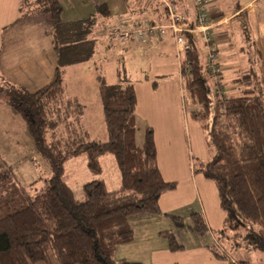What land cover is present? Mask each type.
<instances>
[{
  "label": "trees",
  "instance_id": "1",
  "mask_svg": "<svg viewBox=\"0 0 264 264\" xmlns=\"http://www.w3.org/2000/svg\"><path fill=\"white\" fill-rule=\"evenodd\" d=\"M21 1L26 11L30 1ZM150 2L162 7L155 0ZM33 11L48 13L52 21L57 59L54 77L36 92L4 82L0 96L25 119L52 175L43 187L30 192L19 183L12 166L0 169V264L50 263L52 255L57 264H142L116 261V248L134 238L129 217L161 214L160 197L176 188V182L162 176L151 128L142 146L137 144L134 84H108L100 78L107 141L72 144L55 132L49 136L57 119L51 120L48 110L62 114L59 103L64 93L63 69L92 56L96 43L90 33L95 19L65 21L59 0H36ZM214 52L218 59L219 51ZM183 58L182 78H186L189 95L199 105L192 115L207 128L214 150L212 159L201 170L217 184L228 228H244L248 246L264 252V79L252 60L249 68L233 80L240 87L238 94L219 95L220 80L215 83L218 91L212 94L208 83L212 75L208 62L206 71L202 64L197 39H190ZM83 153L95 178L83 185L84 198L78 199L63 179L64 163ZM107 153L116 157L121 171V187L114 191L97 178L102 173L100 157ZM169 216L177 227L181 225L183 217ZM191 218L197 232L204 234L207 225L202 213L193 212ZM162 235L168 238L171 250L183 247L172 232Z\"/></svg>",
  "mask_w": 264,
  "mask_h": 264
},
{
  "label": "rangeland",
  "instance_id": "2",
  "mask_svg": "<svg viewBox=\"0 0 264 264\" xmlns=\"http://www.w3.org/2000/svg\"><path fill=\"white\" fill-rule=\"evenodd\" d=\"M29 1L26 11L22 7L19 10L15 8L9 14H5L6 18L4 17V21H2L0 16V54L7 37L23 38L25 44H37L39 47L43 45L42 47L48 48V43L52 38L51 27H53L50 16L48 13L34 12L36 0ZM208 1L207 10L209 17L211 13L209 6H214L213 3L218 6V14L220 16L226 14L231 17L234 14L230 18V23L223 25L226 31L224 35L226 40L224 42H229L227 49L232 52L239 45L236 35L241 28L247 34L253 33L252 24L245 23L249 10L243 8V11H246L242 12L241 5L243 0ZM59 2L64 9L65 16H62L63 18L84 19L94 17L95 21L92 25L90 37L96 43L90 59L81 62L80 65H68L63 71L65 88H67L69 93L77 95L80 101L85 102V111L90 114L89 124H86L87 121L85 119V125L90 132V137L78 125L81 119L79 117L80 109L75 107L74 110H70L75 118H71V123L66 119L65 124L61 127L62 139L72 144L87 143L90 138L91 140L96 139L97 142L107 141L109 135L99 95L100 78L109 84L120 83L126 85L128 82H138L136 87L138 101L136 141L140 143L145 138L147 130L151 128L154 132V137H158L159 143L163 145L164 141L167 140V133L171 140L169 147H164L159 152L160 164L165 177H177L176 179L179 181L176 182V188L171 189L172 193H169L167 197L169 205H173L171 213L163 210L161 214L150 215L164 217V230L172 232L175 240L180 245H183L181 249L173 251L169 247L168 238L163 236L169 250L174 253L173 256L179 259V264H228L231 257L235 259L244 257L250 259L251 264H257L259 257L264 256V252H259L248 246L246 239H244L246 234L244 228H239L238 230L228 228L225 220V211L220 205L217 184L213 179L206 177L201 170L203 165L205 166L212 159L214 150L209 141L207 128L192 115L193 111L199 108V105L189 95L186 87V78H182L181 68H179L181 62L179 61L177 50L174 51L176 46L171 45V56H169L168 50L144 49L142 45H136L137 43L135 44L133 41L122 40L114 33V30L121 26L120 24H135L151 19L147 12L136 7L133 0H59ZM236 10H239V13L241 11L242 14L236 16L239 14L236 13ZM2 11L3 8L0 10V14ZM218 14L211 16L212 19H215ZM38 15L39 17H37ZM13 21H15L14 24ZM168 34L171 39L174 38L170 30L162 37ZM214 36L216 38V31H214ZM221 42H223L221 39L216 41L217 44ZM198 47L201 53V61L206 71L208 49L199 39ZM213 49H216V46L213 45ZM218 55L221 60H217L220 68H222L223 57L238 56L237 54L225 55L221 47ZM228 62L226 61V63ZM229 63L225 65L231 68L232 64L231 62ZM259 66H261L259 68L261 69L260 72L264 74L263 58L259 61ZM143 71H146L145 74L148 76L139 78L140 81L133 82L129 79V77L134 79L137 73L142 72L141 74H143ZM218 80H221L220 75L208 76L212 94L218 91L214 84ZM218 87L220 88L218 93L222 95L224 86L218 84ZM29 92L34 91L30 90ZM170 98L173 101L171 103L168 101ZM176 99L179 101L182 113L186 114V116L182 115V120L178 116ZM166 104H168V111L166 109L164 114L162 110ZM6 107L8 108L9 106L6 105ZM65 107L59 110L61 111L59 113H62L61 118H64L67 114V110H63ZM19 118L21 126H19L18 131H15L16 134L13 139L9 135L10 140L0 142V164L2 161H7L13 165L22 185L28 186L29 183L34 181L31 180L32 177H36L39 174L44 175L45 168L42 166L47 163H44L46 161L43 156L37 152L34 142L27 132L25 120L22 117ZM180 120L182 127L189 126L191 130V148H186L185 142L183 144L180 140L182 134ZM3 127L6 131L9 126L4 124ZM11 143L15 144V152L7 150ZM38 156L41 159H38ZM73 159H69L65 164L68 166L65 177L72 183L75 196L78 199H82L84 198V184L82 185L80 182V176L87 170L88 172L86 171L85 174H87L90 181L93 177L86 167L87 159L84 153L77 156L74 159L75 161ZM100 165L102 173L99 176H103L106 179L108 190L120 188L121 181L120 184L118 182L114 184V181H117L118 174H121L116 157L111 153H107L100 158ZM187 169L189 173L194 170L195 180L187 174ZM188 182L192 184L188 186ZM29 191L33 192L32 189ZM165 192H170V190ZM202 206H204L206 212L202 209ZM193 212H201L204 216L207 230L202 235L197 232L195 223L191 218ZM140 214L131 215L129 221ZM168 214L183 217L181 225L177 227L172 217ZM153 256L155 260L157 257H161L163 259L162 262H165L163 253H155ZM36 264H57V261L52 255L51 263L39 262ZM152 264L159 263L152 262Z\"/></svg>",
  "mask_w": 264,
  "mask_h": 264
},
{
  "label": "crops",
  "instance_id": "3",
  "mask_svg": "<svg viewBox=\"0 0 264 264\" xmlns=\"http://www.w3.org/2000/svg\"><path fill=\"white\" fill-rule=\"evenodd\" d=\"M133 2L135 3L137 8H140L141 10L147 12L149 17L151 18L148 21H153V22L160 21V17L163 11L162 7L157 8L156 3L150 2L149 0H133ZM21 4H22L21 0H0V7H1L0 10H2L3 8V11L0 14L2 21H4V19L6 18L5 14L7 13L9 14V12L14 11L15 8L18 10L21 9ZM213 4L214 6L212 5L209 6V8L211 9L210 19L211 21L218 23V25L215 28L216 38L214 41V46H216V49L218 51H219V48L221 47V49L224 50L225 55H236V54L238 55L237 57H227V58L223 57L222 59L221 72L223 74L220 80L221 86H224V92H222V94L223 93H229L231 95L238 94L240 87L237 84H234L233 80L237 76H239V73L241 70L249 68V65L251 64L252 60H253V63H252L253 66L255 67L257 72H259L260 75H262L264 79V74L261 73L260 72L261 69H259L261 68V66H259V61L261 60V58L264 59V0H243V4L241 5L242 6L241 10L242 12L246 11V10L243 11V8L244 9L246 8L247 10H249L248 18L245 21V23L248 22L249 24H252L253 33L251 32L247 34L241 28V30H239L236 35V40L238 39L239 45L236 49H234L235 51L233 50L232 52L227 49V47L229 46V42L227 41L224 42L226 40L224 39V35L226 31L223 25H228L231 21L230 18L234 14L231 15V17L227 16L226 14L220 16L218 14V6L215 5V3ZM208 5H209V1L207 0V6ZM180 8L188 16L193 17V0H181ZM34 12L44 13V12H39V11H34ZM242 12L240 11L239 13V10H236V13H239L236 16L242 14ZM215 14H218L217 17H215V19H212L211 16H214ZM61 16L63 17L65 16L63 8H62ZM37 17H39V15ZM63 19L65 21H75V20H82L83 18L82 19H72L71 17H68V18H63ZM84 19H87V18H84ZM14 23L15 21H13V24ZM129 24H126V25L130 26L132 23L130 25ZM49 26H51V24H49ZM52 33H53V27H51V35ZM219 39L223 40V42L217 44L216 41H218ZM125 41H132V40H125ZM5 42L6 43H3L2 53L0 54V87L5 82L11 85L21 87L27 91L32 90L36 92L40 88L46 86L53 79L54 74H55V69L57 66V59H56V54L54 51L53 37L48 43V48L42 47L43 45H40L39 47L37 46V44H34V45L25 44L23 41V38H19V37L17 38L7 37L5 39ZM133 42H135V44L137 43L136 45H142L144 49L149 48V49L168 50L169 56H171V53H170L171 45L176 46V43L174 44L175 42L174 38L171 39L169 37V34L167 36H164V37H161L155 40L153 39L152 41L145 42V43L136 42V41H133ZM176 50L178 54L177 46L174 48V51ZM178 57H179V61L182 64L184 58L179 55ZM218 59L219 61H221L219 55H218ZM226 61L231 62L232 64L231 68L230 66H227L229 62L226 63ZM80 64L81 63L73 64V65H80ZM67 67L68 66L64 67V69ZM179 68H181V65ZM145 72L146 71H143V74H141L142 72L137 73L134 79H132V77H129V79H131L133 82L140 81L139 78L148 76L145 74ZM113 84H117V83H113ZM132 84H134L135 92H136L137 90L136 87L138 85V82L132 83ZM168 101L169 103L173 102L172 98H170ZM176 102L178 103V107H177L178 116H179V119L182 120V115L186 116V114L182 113V108L177 99H176ZM6 105H8L10 108L9 107L7 108ZM59 105L61 106V108L66 106L65 108L68 110V112L64 118L63 117L61 118L62 114L60 115V118H59V115L55 111V109L54 111L48 110L47 116L51 120L57 119V121L55 120L57 123L53 127L52 131L49 132V136H52L51 134L55 132L56 136L62 139L61 127L63 124H65L66 119L70 122L71 118H75L73 116V113H71L70 110H74L75 107H78L80 109L79 117L81 118L78 125H80L81 130L86 132V134L90 137V132L86 128V125H85V119L87 121L86 124H89L90 114L85 111L86 110L85 102L80 101L77 95L69 93L67 88H65V85H64L63 97ZM167 105L168 104H166L163 107L162 111L164 114H165V110L167 109ZM137 107H138V101H137ZM137 107H136V121H137ZM19 117H22V116L18 112H16V110L3 97H0V142H6V140H10L9 135L11 136V139H13L14 135L16 134L15 131H18L19 126H21V120ZM181 120H180V125H181L182 134H181L180 140L182 141L183 144L185 142L186 148L188 147L191 148V144H192L191 143V130L189 126L182 127ZM4 124L9 126L6 131H5V128L3 127ZM12 125H13V128H12ZM26 129L29 134L27 123H26ZM187 134L189 138L187 137ZM136 136H137V132H136ZM166 139L169 142L165 140L164 144L162 145V143L161 144L159 143L158 137H156L159 168H160L163 178L166 181L179 182L178 179H176L177 177H173V176L165 177L163 169L160 164L159 152L161 151V149H164V147H167V146L169 147L170 140H171L169 135H167V133H166ZM89 142H97V141L96 139L91 140L90 138ZM143 142H144V138L140 143H137V144L139 146H142ZM14 145H15L14 143H11L9 147H7V150L11 152H15ZM37 152L40 153L38 149H37ZM77 156H74V159ZM103 156L104 155H102L101 157ZM38 159H41V158H39L38 156ZM69 159H73V157ZM69 159H67L64 163L63 179L73 190L72 183H70V180L65 177L66 168L68 167L65 164ZM74 159L73 161H75ZM41 163L43 164V162ZM44 163H47V164H43L42 166L45 168L44 175L42 176L41 174H39V175H36V177H32L31 180H34V181L29 183L28 186L22 185L20 181V177L15 172L13 165L8 163L7 161H2V163L0 164V169L3 168L5 165L12 166L19 183L28 190L30 189L35 190V189H39L43 187L46 184L47 180L52 175L50 166H47L49 165L48 162L46 161ZM86 167L88 169L87 160H86ZM86 171L87 170H85V172ZM193 171L194 170H191V172L189 173V170L187 169V174L190 177H193V179L195 180L196 176L193 174ZM85 172L82 173V176H80V182L82 183V185L90 181L89 177L87 176V174H85ZM92 177L93 179L95 178V176L93 175ZM120 177H121V174L120 175L118 174L117 181L115 180L114 184L115 182L116 183L118 182V184H120V181H121ZM97 178L102 179L106 183V179L103 176L102 177L99 176ZM107 184L108 183H106V186ZM190 184L192 183L188 182V186H190ZM114 188H117V187H114ZM114 190H117V189H112L110 191H114ZM169 193H172L171 190L170 192H164L161 195L159 202H160V208L162 211L166 210L167 212L171 213L172 211L171 208L173 205L172 204L169 205L170 203L168 202V199H167ZM202 209L205 211L204 206H202ZM150 215H154V214L142 213L132 218L130 223L132 225V228L134 229V238L131 242L121 244L116 248V251L114 253V259L116 261L126 259L130 261H138V262H141L142 264H152V262H156L159 264H173V263L179 264V259L173 256L174 253L169 250L166 240L162 235V232L167 231V230H164L165 229L164 217H154ZM225 220H226V216H225ZM142 223L144 224L142 225ZM159 252L161 254L163 253L165 262H162L163 259L161 257H157L155 260L153 255ZM224 252L226 253L225 249H224ZM249 260L250 259H246L244 257L239 258V259H235L231 257L228 263H234L237 261H246L247 264H251ZM263 263H264V256H260L257 264H263Z\"/></svg>",
  "mask_w": 264,
  "mask_h": 264
},
{
  "label": "built area",
  "instance_id": "4",
  "mask_svg": "<svg viewBox=\"0 0 264 264\" xmlns=\"http://www.w3.org/2000/svg\"><path fill=\"white\" fill-rule=\"evenodd\" d=\"M152 1V0H150ZM163 7L159 22L140 21L130 26L122 24L114 30L122 40L148 42L162 37L170 30L178 49V55H185L190 48V39L201 40L208 49V72L217 76L221 68L217 65V56L213 45L214 31L218 23L211 21L207 10V0H193V17L180 9L181 0H155ZM188 71V70H186Z\"/></svg>",
  "mask_w": 264,
  "mask_h": 264
}]
</instances>
